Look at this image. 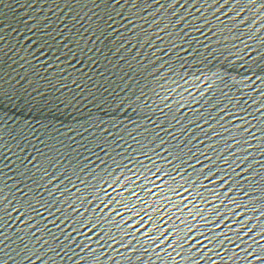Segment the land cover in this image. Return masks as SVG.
Listing matches in <instances>:
<instances>
[{"label": "water", "instance_id": "obj_1", "mask_svg": "<svg viewBox=\"0 0 264 264\" xmlns=\"http://www.w3.org/2000/svg\"><path fill=\"white\" fill-rule=\"evenodd\" d=\"M0 264H264V0H0Z\"/></svg>", "mask_w": 264, "mask_h": 264}]
</instances>
